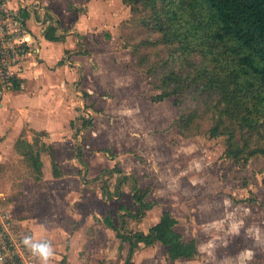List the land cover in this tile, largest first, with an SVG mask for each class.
I'll return each mask as SVG.
<instances>
[{"label":"rangeland","instance_id":"1","mask_svg":"<svg viewBox=\"0 0 264 264\" xmlns=\"http://www.w3.org/2000/svg\"><path fill=\"white\" fill-rule=\"evenodd\" d=\"M109 1L112 7L117 6L114 16L117 21L110 20L107 27L102 25V30L82 37L74 54L67 53L69 57L84 54L99 58L100 69L107 73L108 90L101 93L93 88L92 93L88 92L90 82H85L84 76L78 78L79 91L86 97L83 106L91 114L86 118L87 124L75 125L78 126L75 149L86 155L85 146L89 142L86 149L94 153L107 140L122 139L123 150L144 162L147 172L142 176L140 196H148L145 206L148 212L137 208L130 217L126 216L125 231H135L143 215L151 214V224L167 211L178 221L177 234H183V240L197 248L193 255L172 263L169 248L156 247L149 251L157 264H264V153L250 155L257 148L264 149V120L256 132L250 133L235 131L238 126L231 122L236 135L234 141L242 151L236 157L229 155L232 141L229 135H208L218 117L216 93L192 88L184 96L158 98L163 91L158 87L159 81L166 71L195 73L208 60L204 53L183 56L178 51L179 45H165L161 41L163 33L143 25L144 9L136 13L125 0ZM42 5L37 6L47 7ZM148 39L158 45L150 44ZM26 54L32 58L38 53L26 51ZM153 65L156 67L150 72ZM88 68H93L90 62ZM126 87L131 91L122 92ZM234 87L231 85V90ZM2 100L3 95L0 104ZM83 106H78L81 113ZM192 112L197 114L193 126L180 127L182 116ZM11 161L8 177L5 169L0 168V207L13 216V237L17 241L31 237L33 241L9 203L19 191L13 185L17 180L14 176H30L31 172L21 158ZM137 216L138 220L134 218Z\"/></svg>","mask_w":264,"mask_h":264},{"label":"crops","instance_id":"2","mask_svg":"<svg viewBox=\"0 0 264 264\" xmlns=\"http://www.w3.org/2000/svg\"><path fill=\"white\" fill-rule=\"evenodd\" d=\"M9 3L20 10L30 30L27 52L38 53L32 58L23 55L13 66L18 86L13 83L5 90L0 104V168L8 177L11 158L19 157L31 172L30 176H14L13 185L19 191L9 203L30 231L32 243L51 244L54 258L49 264H157L149 250L166 245L140 243L131 253L128 236L149 234L169 212L151 224V214L143 215L135 231H125L123 222L137 208L148 212L143 206L149 202L148 196H140L142 176L147 172L144 162L123 150L122 139H106L94 153L86 149L89 142L86 155L75 149V125L87 124L91 114L83 106L86 97L79 91L78 78L84 76V81L90 82L88 92L93 88L101 93L108 90L107 73L100 69L99 58L67 55L74 54L82 37L94 34L102 25L107 27L110 20L117 21V6L112 7L109 0ZM38 4L47 7L39 9ZM69 28L73 30H66ZM89 62L93 65L90 70ZM92 136L95 139V131ZM134 218L138 220V216ZM168 256L172 263L177 261ZM36 259V264H42L38 254Z\"/></svg>","mask_w":264,"mask_h":264},{"label":"trees","instance_id":"3","mask_svg":"<svg viewBox=\"0 0 264 264\" xmlns=\"http://www.w3.org/2000/svg\"><path fill=\"white\" fill-rule=\"evenodd\" d=\"M125 2L136 13H140V9L145 10L141 17L143 25L163 33L161 41L165 45H179L178 51L186 57L198 51L204 53L208 60L195 73L185 74L175 69L166 71L159 81L161 85L158 87L163 91L158 98L164 100L171 96H184L192 88L216 93L218 117L208 135H229L232 140L229 155L238 156L242 150L240 144L234 141L236 135L231 129V122L238 126L235 131L239 129L250 133L256 132L261 120H264V0ZM210 62L212 65H207ZM155 67L153 65L150 72ZM14 84L18 86L17 81ZM231 85L235 86L233 90ZM196 115L195 112L183 115L179 126L191 128ZM258 153H264V149L257 148L250 155ZM143 206L146 204L143 203ZM176 224L177 220L165 213L149 234L139 232L128 236L132 244L131 253L140 243L153 245L161 242L169 248L168 253L173 260L193 255L195 244L188 245L177 234Z\"/></svg>","mask_w":264,"mask_h":264},{"label":"built area","instance_id":"4","mask_svg":"<svg viewBox=\"0 0 264 264\" xmlns=\"http://www.w3.org/2000/svg\"><path fill=\"white\" fill-rule=\"evenodd\" d=\"M30 33L19 9L10 6L9 0H0V98L13 86V66L26 54ZM13 216L0 207V264H36L35 255L24 238L13 237Z\"/></svg>","mask_w":264,"mask_h":264},{"label":"clouds","instance_id":"5","mask_svg":"<svg viewBox=\"0 0 264 264\" xmlns=\"http://www.w3.org/2000/svg\"><path fill=\"white\" fill-rule=\"evenodd\" d=\"M24 244L30 246L34 254H38L42 264H49L50 258H54V252L49 243H32L31 237H25Z\"/></svg>","mask_w":264,"mask_h":264}]
</instances>
